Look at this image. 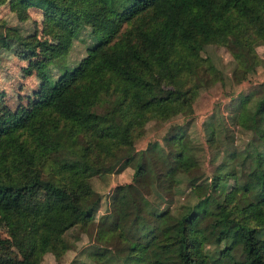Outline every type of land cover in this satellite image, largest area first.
Here are the masks:
<instances>
[{
    "label": "trees",
    "instance_id": "obj_1",
    "mask_svg": "<svg viewBox=\"0 0 264 264\" xmlns=\"http://www.w3.org/2000/svg\"><path fill=\"white\" fill-rule=\"evenodd\" d=\"M7 3L18 21L28 19V8L40 11L58 37L47 44L50 57L67 55L81 30L91 41H82L84 53L72 67L45 77L29 105L0 110V264H39L45 252L59 257L73 228L87 231L90 242L86 260L67 264H264V81L255 94L238 92L225 118L215 117L216 129L228 123L247 130L249 138L241 149H225L208 179L197 170L199 151L184 125L174 123L162 135L166 147L157 150L148 142L130 181L114 184L104 201L95 190L78 192L81 180L125 166L98 161L129 144L148 120L191 113L198 88L211 73H221L202 55L206 46L229 48L233 77L243 79L253 70L259 62L254 47L264 44V0ZM18 40L36 54L35 29ZM88 117L96 126L93 136L81 132ZM57 149L66 154L44 171L48 152ZM24 152L27 158L17 167ZM25 168L29 175L7 195L4 182ZM183 168L193 172L194 200L174 204V177ZM134 184L156 193L157 200L136 193ZM198 241L201 258L194 254Z\"/></svg>",
    "mask_w": 264,
    "mask_h": 264
},
{
    "label": "rangeland",
    "instance_id": "obj_2",
    "mask_svg": "<svg viewBox=\"0 0 264 264\" xmlns=\"http://www.w3.org/2000/svg\"><path fill=\"white\" fill-rule=\"evenodd\" d=\"M27 14V20L18 21L8 10L7 0H0V110L5 107H14L17 104L29 105L36 96V91L45 77L52 79L57 76L62 67H72L84 53L85 44L82 41L84 40L85 43L91 41L85 35V31L81 30L74 38L67 55L50 57L47 47L56 43L57 34L44 25L39 10L31 7L27 9ZM31 29L36 30V37L40 42L35 55H29L18 40L20 36L25 35ZM228 50V47L210 44L202 52V55H208L210 62L218 70H221V73H211V80L198 88L189 115L185 117L179 115L165 121L148 120L129 144L109 150L98 161V164L102 166L119 162H124L125 166L117 173H105L81 180L78 184V192L95 190L101 193L104 201V194L114 184L130 181L132 170L148 142L154 141L157 150L166 147L162 135L168 126L174 123L184 125L192 148L195 147L199 151L197 170L198 172L202 170V175H204L201 176L202 178L208 179L212 170V163L218 161L224 150L229 149L231 144L241 149L249 138V132L228 123H225L224 127L221 126L222 128L218 127L216 129L215 117L221 114L225 118L228 113L227 107L233 103V99L238 96V92L247 93L254 90L255 94V89H258L257 84L264 81V44L254 47L259 62L243 79L231 75V55ZM80 127L81 132L87 136H93L96 133V126L91 117L82 120ZM212 129L215 131L212 136L213 143H209L207 139ZM39 140L45 143L46 134L41 133ZM219 143L222 145L215 146V144L220 145ZM65 154L66 150L64 149L49 151L41 165L42 169L47 170L52 159L62 158ZM27 155L26 152L21 153L15 160V165L20 167ZM181 172L182 174L177 173L175 175L172 186L173 197L171 203L174 204L194 200V196L189 190L190 176L193 172L192 170L186 171V168H183ZM28 175L29 171L25 168L21 176L5 181V193L11 195ZM133 186L139 195H143L152 201L157 200L156 193H149L147 187H142L139 184ZM103 201L98 212L103 210ZM151 204L153 207L156 206L154 202ZM166 204L167 202L163 201L157 207L161 208ZM0 234L3 235V233ZM89 237L87 231L73 228L66 234L69 247L56 258L49 252L43 253L39 264H67L73 258L86 260L85 249L90 242ZM194 254L198 258L202 257L201 241L196 243Z\"/></svg>",
    "mask_w": 264,
    "mask_h": 264
}]
</instances>
